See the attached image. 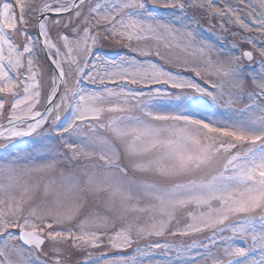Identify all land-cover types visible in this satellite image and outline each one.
<instances>
[{"label": "snow or ice", "instance_id": "snow-or-ice-1", "mask_svg": "<svg viewBox=\"0 0 264 264\" xmlns=\"http://www.w3.org/2000/svg\"><path fill=\"white\" fill-rule=\"evenodd\" d=\"M156 249L264 264V0H0V264Z\"/></svg>", "mask_w": 264, "mask_h": 264}, {"label": "rangeland", "instance_id": "rangeland-1", "mask_svg": "<svg viewBox=\"0 0 264 264\" xmlns=\"http://www.w3.org/2000/svg\"><path fill=\"white\" fill-rule=\"evenodd\" d=\"M233 4L237 2V0H232ZM234 30V29H233ZM219 31V22L216 19H211L208 20L204 17H200V27H199V35L206 38L207 40L211 41L212 43H216V37L220 35ZM227 37V40L225 41L226 43H230L233 40V37L229 35L228 33H224ZM251 35H256L255 33H251ZM246 47V46H245ZM117 51H120L121 53L126 52V49H114V48H107L105 47L102 49V52L106 55H115ZM43 59V55L41 56ZM85 87H92L91 85L84 84ZM42 110V107H41ZM169 242L172 244H177V243H190V239L186 237H179V236H165V237H152L151 242ZM149 240H143L139 241L138 243L140 246H145L149 243ZM135 247V245H134ZM131 251V249H129ZM169 257H172L173 259L175 258L174 252L168 253V255H165L162 250L156 249L153 251L152 255L150 256V261L152 264H168ZM147 264V262H146Z\"/></svg>", "mask_w": 264, "mask_h": 264}, {"label": "water", "instance_id": "water-1", "mask_svg": "<svg viewBox=\"0 0 264 264\" xmlns=\"http://www.w3.org/2000/svg\"><path fill=\"white\" fill-rule=\"evenodd\" d=\"M42 110H43V109H42ZM42 110H41V111H42Z\"/></svg>", "mask_w": 264, "mask_h": 264}]
</instances>
